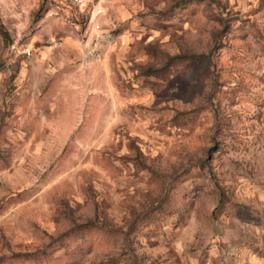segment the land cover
Returning <instances> with one entry per match:
<instances>
[{"label":"rangeland","instance_id":"rangeland-1","mask_svg":"<svg viewBox=\"0 0 264 264\" xmlns=\"http://www.w3.org/2000/svg\"><path fill=\"white\" fill-rule=\"evenodd\" d=\"M1 27L0 264H264V0H0Z\"/></svg>","mask_w":264,"mask_h":264},{"label":"built area","instance_id":"built-area-1","mask_svg":"<svg viewBox=\"0 0 264 264\" xmlns=\"http://www.w3.org/2000/svg\"><path fill=\"white\" fill-rule=\"evenodd\" d=\"M51 4V7L56 12L69 13L72 9L84 7L91 0H46ZM261 240L264 247V232L262 233Z\"/></svg>","mask_w":264,"mask_h":264},{"label":"trees","instance_id":"trees-1","mask_svg":"<svg viewBox=\"0 0 264 264\" xmlns=\"http://www.w3.org/2000/svg\"><path fill=\"white\" fill-rule=\"evenodd\" d=\"M0 32H1V35L3 36L4 40L8 41L9 40V34H8V31L4 28V27H1L0 29ZM179 59L178 56H174V57H171L169 62H174L175 60ZM153 70L150 69V71H148L149 74H153Z\"/></svg>","mask_w":264,"mask_h":264}]
</instances>
